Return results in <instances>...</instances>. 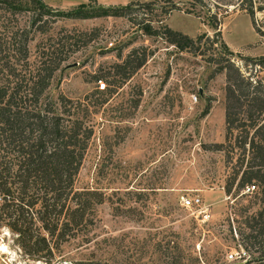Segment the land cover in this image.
Instances as JSON below:
<instances>
[{
  "label": "rangeland",
  "instance_id": "obj_1",
  "mask_svg": "<svg viewBox=\"0 0 264 264\" xmlns=\"http://www.w3.org/2000/svg\"><path fill=\"white\" fill-rule=\"evenodd\" d=\"M41 2L50 17L32 29L44 21L48 29L32 34L28 63L60 62L46 94L88 104L93 136L74 186L94 190L101 201L87 231L49 254H23L1 229L0 264H252L245 263L252 252L237 230H246L245 216L258 208L256 187L235 189L231 165L210 147L223 141L224 75L211 76L213 66L202 57L159 36L163 26L190 38L219 32L240 72L264 83V68L241 61H264V0H173L178 9L168 14L139 13L136 22L148 21L158 36L143 35L127 18L102 15L130 0ZM0 16L4 56L11 50L8 32L27 28L33 15ZM130 53L129 66L143 64L124 80L126 70L114 66ZM188 197L201 200L206 220L199 209L180 206Z\"/></svg>",
  "mask_w": 264,
  "mask_h": 264
},
{
  "label": "trees",
  "instance_id": "obj_2",
  "mask_svg": "<svg viewBox=\"0 0 264 264\" xmlns=\"http://www.w3.org/2000/svg\"><path fill=\"white\" fill-rule=\"evenodd\" d=\"M157 2H164L163 6L157 7ZM156 9L168 14L178 8L173 0H130L102 15L127 18L143 35L158 36L148 21L136 22L139 13L148 17ZM25 12L33 15L29 26L8 32L11 50L0 56V230L14 237L13 243L23 254L36 256L49 254L53 247L87 231L93 207L101 198L94 190L74 186L93 136L88 104L85 99L70 100L60 94L52 99L46 94L60 62L41 61L35 67L28 63L32 34L48 29L45 21L32 27L50 14L41 0H0L2 16L13 18ZM248 14L252 16L251 5ZM217 25L211 28L216 30ZM213 35V39L204 34L190 38L163 26L159 37L179 52L202 57L213 66L211 76L224 75L223 141L210 147L231 165L235 189L256 187L258 208L245 216L246 230L237 234L241 245L252 252L245 263L264 264V83L255 74H242L219 32ZM4 44L0 36V54ZM131 53L114 66L126 70L121 74L124 80L143 64L140 60L129 66ZM241 61L264 68L260 59Z\"/></svg>",
  "mask_w": 264,
  "mask_h": 264
},
{
  "label": "built area",
  "instance_id": "obj_3",
  "mask_svg": "<svg viewBox=\"0 0 264 264\" xmlns=\"http://www.w3.org/2000/svg\"><path fill=\"white\" fill-rule=\"evenodd\" d=\"M104 88V85L103 83L101 82H97V89L98 90H103ZM192 100L194 101L195 100V97L192 96ZM254 186L253 185H249V186H246L244 187V190H245V193H252L254 191ZM180 206L183 208V209H192V208H196V209H199V215L201 216L202 220H206L208 215H207V209L206 207H204L202 205V202L201 200L196 197V198H193V197H188V198H180V202H179ZM244 254V252L242 251V255ZM238 258H240V256H238ZM226 259L227 261H235V257L232 256V254H228L226 256Z\"/></svg>",
  "mask_w": 264,
  "mask_h": 264
}]
</instances>
